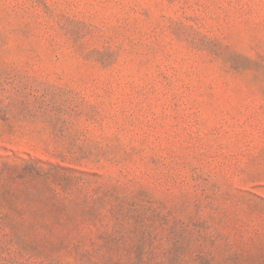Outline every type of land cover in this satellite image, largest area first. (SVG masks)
<instances>
[{
    "label": "rangeland",
    "instance_id": "1",
    "mask_svg": "<svg viewBox=\"0 0 264 264\" xmlns=\"http://www.w3.org/2000/svg\"><path fill=\"white\" fill-rule=\"evenodd\" d=\"M0 264H264V0H0Z\"/></svg>",
    "mask_w": 264,
    "mask_h": 264
}]
</instances>
